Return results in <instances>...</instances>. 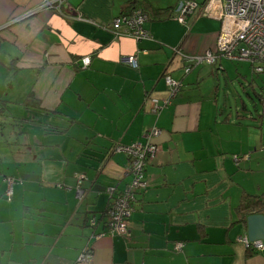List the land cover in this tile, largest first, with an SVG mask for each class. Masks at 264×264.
Returning <instances> with one entry per match:
<instances>
[{"label":"crops","instance_id":"0c3cea01","mask_svg":"<svg viewBox=\"0 0 264 264\" xmlns=\"http://www.w3.org/2000/svg\"><path fill=\"white\" fill-rule=\"evenodd\" d=\"M147 1L152 37L137 40L105 25L141 0H67L76 13L26 16L41 0H0V264H264V248L236 240L245 224L235 212L244 191L264 190V117L247 111L239 90L243 111L233 113L225 91L229 78L262 107L264 61L256 70L247 60L181 58L173 46L189 55L213 48L220 19L198 5L180 22L179 0ZM129 53L136 67L118 60ZM164 70L181 86L156 113L145 96L167 95ZM153 125L159 149L145 166L147 186L128 234L110 235L107 186L117 192L130 178L129 156L113 146ZM5 176L14 179L10 198ZM85 245L89 262L77 260Z\"/></svg>","mask_w":264,"mask_h":264},{"label":"built area","instance_id":"2783aa9c","mask_svg":"<svg viewBox=\"0 0 264 264\" xmlns=\"http://www.w3.org/2000/svg\"><path fill=\"white\" fill-rule=\"evenodd\" d=\"M214 0H205L199 3L197 0H179L176 9L177 20L185 21L189 12L198 5L208 15L217 16L220 19V28L215 39L213 48H207L199 54H186L178 46H173V53L181 58L192 57L195 61H204L212 63L216 57H225L232 60H247L252 63L256 70L262 68L264 61V0H220L215 9H213ZM40 8H48L61 13H76L73 6L67 0H41L34 9L26 11V16ZM148 15L140 7H133L130 11L118 14L113 17L108 26L116 35H130L139 40L151 38L152 34L143 25ZM89 55L82 57L83 64L89 62ZM118 60L132 67L138 65L135 53L120 54ZM185 71L189 66L184 67ZM167 85V95L158 97L151 93L146 94V100L152 103L151 110L158 113L159 110L171 102V98L180 89L181 82L174 79L167 71L162 74ZM264 115V104L262 106ZM160 128L153 125L145 128L143 132L144 140L139 138L130 143L116 142L113 149L125 152L129 158L125 167V172L130 174L129 180L124 187L115 192L114 185H108L107 191L110 195V203L106 210V233L110 235H126L129 232V217L133 210V202L136 200V192L139 188L147 186L144 172L145 166L159 149V144L150 141L152 135L158 134ZM238 159L237 155H233ZM85 177L84 172L76 173V197L80 199L83 194L82 181ZM6 189L5 196L10 198L13 190L14 179L11 176H5ZM91 224L95 223L92 216L89 219ZM104 232L95 233V235ZM236 240L242 242L246 247L252 249L264 248L261 239L250 240L246 231L238 234ZM181 241H176L174 248L179 249ZM92 258L91 249L84 246L77 256L78 261L89 262ZM69 264V263H64Z\"/></svg>","mask_w":264,"mask_h":264},{"label":"trees","instance_id":"16d2710c","mask_svg":"<svg viewBox=\"0 0 264 264\" xmlns=\"http://www.w3.org/2000/svg\"><path fill=\"white\" fill-rule=\"evenodd\" d=\"M142 3V9L147 11L146 3H149L147 0H141ZM171 7V6H170ZM153 13L156 15L162 14L164 10H168L169 7H152ZM165 72V70L162 72V74ZM264 104V103H263ZM258 116L264 117L262 110L258 113ZM141 140H144L145 138H139ZM235 212L237 214V220L236 221H242L244 224L246 222V216L253 212H261L264 213V190L258 194L255 193H249L244 191L241 194V197L239 199V202L235 206ZM106 214V212H105ZM87 248L91 249L89 245H85ZM249 248V247H246Z\"/></svg>","mask_w":264,"mask_h":264},{"label":"rangeland","instance_id":"374dc122","mask_svg":"<svg viewBox=\"0 0 264 264\" xmlns=\"http://www.w3.org/2000/svg\"><path fill=\"white\" fill-rule=\"evenodd\" d=\"M44 9H48V8H44ZM48 10H50V9H48ZM228 64H229V62H228ZM221 79H222V85H223L224 78L221 77ZM226 87H228V88H226L225 91L228 93V98L230 100V105L232 106V112L233 113H235L236 111H243V109L240 108V103H239V98H238V91L237 90H239L242 97L247 101V107H248L247 111L250 112L254 117H257V118L259 117L258 113L260 112L262 107L260 106L257 99L255 100V98H254L255 103H252L251 99L248 96H246V93L242 92L241 89L238 88V86L236 85V82L229 80V78L227 79ZM251 95L253 96L254 94L251 92ZM220 96H222V95L220 94ZM226 111H228V110H226ZM257 120L259 122V119H257ZM263 126H264V120H263ZM78 200H80V199H78Z\"/></svg>","mask_w":264,"mask_h":264},{"label":"water","instance_id":"95a60500","mask_svg":"<svg viewBox=\"0 0 264 264\" xmlns=\"http://www.w3.org/2000/svg\"><path fill=\"white\" fill-rule=\"evenodd\" d=\"M245 231L250 240L261 239L264 246V213L253 212L248 214L246 216Z\"/></svg>","mask_w":264,"mask_h":264}]
</instances>
